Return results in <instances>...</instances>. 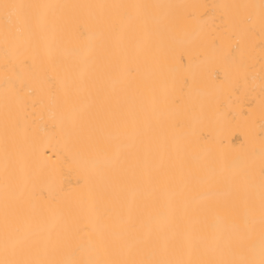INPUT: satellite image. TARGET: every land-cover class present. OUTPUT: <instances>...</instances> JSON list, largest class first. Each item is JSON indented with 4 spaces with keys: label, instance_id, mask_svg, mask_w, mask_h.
Segmentation results:
<instances>
[{
    "label": "bare ground",
    "instance_id": "bare-ground-1",
    "mask_svg": "<svg viewBox=\"0 0 264 264\" xmlns=\"http://www.w3.org/2000/svg\"><path fill=\"white\" fill-rule=\"evenodd\" d=\"M0 264L264 258V0H0Z\"/></svg>",
    "mask_w": 264,
    "mask_h": 264
},
{
    "label": "snow or ice",
    "instance_id": "snow-or-ice-1",
    "mask_svg": "<svg viewBox=\"0 0 264 264\" xmlns=\"http://www.w3.org/2000/svg\"><path fill=\"white\" fill-rule=\"evenodd\" d=\"M23 5H16V4H8L5 3L3 5H0V8L3 9V14L5 17L6 22L9 21L12 17V15L15 13V10L18 8H22ZM243 264H257L255 261H245ZM258 264H264V258H261Z\"/></svg>",
    "mask_w": 264,
    "mask_h": 264
}]
</instances>
